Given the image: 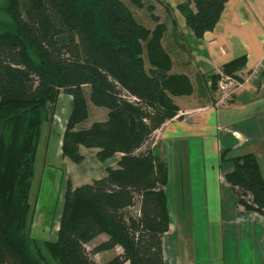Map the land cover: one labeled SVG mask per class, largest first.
I'll use <instances>...</instances> for the list:
<instances>
[{
    "label": "trees",
    "instance_id": "trees-1",
    "mask_svg": "<svg viewBox=\"0 0 264 264\" xmlns=\"http://www.w3.org/2000/svg\"><path fill=\"white\" fill-rule=\"evenodd\" d=\"M126 1L148 10L155 27L137 20L124 0H6L8 20L0 29V264H46L40 248L36 255L26 245L31 189L42 126L56 118L62 91L72 98L62 158L82 164V147L95 149L102 163L121 158L92 183L76 187L67 179L49 254L62 264H165L169 165L153 152L155 133L178 116L175 99L194 88L188 76L172 72L157 0ZM228 1L189 0L177 9L202 39L216 28ZM165 5L170 14L174 9ZM244 61L239 57L221 70L232 75ZM92 108L105 119L92 121ZM226 154L223 162L233 164L226 180L243 212L264 215L258 159ZM110 251L116 252L111 259H94Z\"/></svg>",
    "mask_w": 264,
    "mask_h": 264
},
{
    "label": "crops",
    "instance_id": "crops-1",
    "mask_svg": "<svg viewBox=\"0 0 264 264\" xmlns=\"http://www.w3.org/2000/svg\"><path fill=\"white\" fill-rule=\"evenodd\" d=\"M191 8L195 10L194 4ZM176 16L172 10L161 19L166 25L162 45L171 57L172 72L188 76L194 92L175 99L178 116L155 133L153 152L169 165L166 193L171 228L164 238L165 264L172 244L184 264H264V215L243 212L226 180L233 164L222 160L225 152L227 159L253 154L264 176V82L245 87L226 105L211 99L209 86L210 77L237 58L245 57L241 71L254 68L262 58L264 0H229L216 28L202 39L192 33L189 46L185 18ZM148 27L153 29L155 22ZM50 131L48 125L49 136ZM49 145L50 141L45 160ZM80 151L85 156L82 166L90 162L87 169L60 158L64 165H72L67 174L76 187L102 178L121 158L116 155L102 163L95 149L82 147ZM179 219L191 230L184 252L178 249L176 238L169 237L178 230Z\"/></svg>",
    "mask_w": 264,
    "mask_h": 264
},
{
    "label": "rangeland",
    "instance_id": "rangeland-1",
    "mask_svg": "<svg viewBox=\"0 0 264 264\" xmlns=\"http://www.w3.org/2000/svg\"><path fill=\"white\" fill-rule=\"evenodd\" d=\"M124 1L137 20L146 26H151L153 24V17L148 10L139 9L126 0ZM182 2H184V0H157L155 13L159 16L160 20L163 19L166 13L169 14V11L166 7L167 5H165L169 4L176 11V15L180 17V14L177 10V5L181 4ZM5 6L6 0H0V29L5 23H7L8 20V18L5 16ZM182 24L183 23L180 25ZM183 29L185 30L184 36L187 42L186 45L189 46L191 45V37H193V32H191L186 24ZM192 63L194 64V62ZM234 75L239 77L238 73H234ZM217 76V78H215V76L210 77L209 81V86L212 90L211 99L214 102H218V100L221 98L220 97L218 99L220 76ZM240 80H242V78H240ZM207 85L208 83L206 82V86ZM61 93L62 94L59 97L55 108L54 115L56 118L53 116L50 123L45 122L43 124L38 141L35 162V177L31 189L32 216L28 225L30 238H28L26 244L28 250L33 254L35 253L36 255L38 253V249L40 248V250L43 251L42 256L45 258L46 264H62L61 259L58 256L49 254L50 250H52V247L49 245H53L57 240V232L60 226V218L63 209L65 184L69 178L67 169L71 170L72 168L71 164H68V166L64 165L61 160L63 155L61 150V142L69 120L72 98L65 95L64 91ZM102 118H104V113L102 110L92 108L91 120H101ZM48 125L51 127L50 136L47 132ZM48 141H50V145L48 149V155L45 160V151ZM87 150L91 151L93 149ZM82 164H75V166L79 169H87L89 168L90 162L87 160L84 167ZM178 224H180L178 230H174L173 233L175 234H172L169 237H175L177 246L179 247L178 249L180 252H184L186 245L189 244L191 230L186 225H182V219L178 220ZM188 225H191L190 220L188 221ZM102 239L103 238L100 240ZM172 242L174 243L173 239ZM175 248V245L172 244L170 257L167 256L166 264H184L180 262L179 253L175 251ZM118 252H120V250H117V253ZM115 253L116 252L114 251H110L98 254L94 257V259L97 260V263H102L111 259ZM207 264L217 263L210 261Z\"/></svg>",
    "mask_w": 264,
    "mask_h": 264
},
{
    "label": "built area",
    "instance_id": "built-area-1",
    "mask_svg": "<svg viewBox=\"0 0 264 264\" xmlns=\"http://www.w3.org/2000/svg\"><path fill=\"white\" fill-rule=\"evenodd\" d=\"M215 43L216 41H212L211 44ZM216 73L220 76L218 99L221 98L218 100V103L226 105L245 87L259 85L261 82H264V46L262 58L257 65L246 71L239 70L236 72L239 74V77L234 74L223 73L222 70Z\"/></svg>",
    "mask_w": 264,
    "mask_h": 264
}]
</instances>
